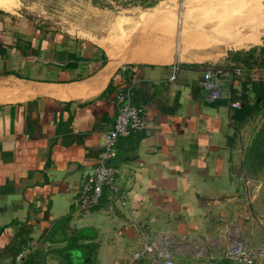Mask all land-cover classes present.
Returning <instances> with one entry per match:
<instances>
[{"label": "crops", "instance_id": "crops-1", "mask_svg": "<svg viewBox=\"0 0 264 264\" xmlns=\"http://www.w3.org/2000/svg\"><path fill=\"white\" fill-rule=\"evenodd\" d=\"M244 52L228 54L235 62L225 69L238 75L224 78L240 104L257 71L241 64ZM152 60L126 62L104 37L0 9V264H150L149 255L135 258L143 246L136 223L148 227L149 240L160 231L200 239L220 231L216 215L235 222L245 245L262 248L264 219L254 211L236 131L253 115L239 119L227 101H204L206 66H179L173 78L170 63ZM125 64L135 71L134 101L145 108L144 129L120 139L112 161L125 205L80 214L78 192L114 123V97L130 80L118 73ZM211 253L174 264H234Z\"/></svg>", "mask_w": 264, "mask_h": 264}, {"label": "rangeland", "instance_id": "rangeland-1", "mask_svg": "<svg viewBox=\"0 0 264 264\" xmlns=\"http://www.w3.org/2000/svg\"><path fill=\"white\" fill-rule=\"evenodd\" d=\"M1 1L13 5L11 11L19 8L29 13L36 23L52 24L84 37H104L116 55L134 64L136 57H146L153 59L152 62H166L180 67L202 65L229 68L232 67L231 62H235L231 60L232 58L229 59V53L264 48V42L259 40L261 35L264 39L263 19L258 22H247L242 28L236 21L242 15L247 18L245 14L247 9L257 7L264 13V0ZM235 21L236 25L232 30ZM233 31L235 34L229 37V41L243 34H252L258 41L243 48L232 47L226 44L223 38L226 33L230 35ZM256 51L259 54L260 50ZM168 59L172 61H165ZM256 69L246 84L253 82L252 84L258 85L264 82V66ZM243 70L241 78L246 79L247 72ZM248 96L251 104L257 102L253 90H249ZM254 114L241 123L244 144L240 147L239 155L242 156L241 167L245 170L243 174L248 173L250 179L248 191L254 196V211L264 219V105H258ZM227 220L226 216L216 215L214 222L221 225L220 231L208 234V237L199 234V242L205 243L206 238L224 237ZM209 223L207 221L206 225H210ZM210 229L211 227L204 232H213ZM238 232L242 239L239 228ZM208 251H212V258L213 253H218V257L225 260L219 249L210 248ZM225 261L236 263L232 260ZM255 264H264V256L257 258Z\"/></svg>", "mask_w": 264, "mask_h": 264}, {"label": "built area", "instance_id": "built-area-1", "mask_svg": "<svg viewBox=\"0 0 264 264\" xmlns=\"http://www.w3.org/2000/svg\"><path fill=\"white\" fill-rule=\"evenodd\" d=\"M172 70L174 78L178 75L179 65H172ZM134 72V68L128 64L122 65L119 69L120 78L123 81H127L128 78L130 80L128 86L114 97L116 107L114 123L102 135L98 163L87 172L78 192L76 211L80 214L89 213L102 204L125 205L122 194L116 186V169L112 161L118 141L141 132L145 127L143 119L145 108L137 105L133 98ZM199 72L201 74L199 87L204 91L203 99L206 103L227 101L229 109L236 111L241 108V104L233 100V90L224 88V78L228 76L233 79L238 75L237 69L210 66L200 69ZM236 131L241 134L239 130ZM239 139L242 140L240 135ZM239 143L241 147V141ZM136 225L140 227L138 230L143 238V246L135 258L149 255L150 264H174L175 257H192L198 260L207 258L210 248L219 249L224 254L225 260H232L237 264H255L257 258L264 256V247L254 249L245 245L234 221L228 223L225 236L220 237L221 240L206 238L205 243L194 238H176L166 231L158 232L152 240H149L148 227L143 224L136 223ZM19 261L20 256L16 258V262Z\"/></svg>", "mask_w": 264, "mask_h": 264}, {"label": "trees", "instance_id": "trees-1", "mask_svg": "<svg viewBox=\"0 0 264 264\" xmlns=\"http://www.w3.org/2000/svg\"><path fill=\"white\" fill-rule=\"evenodd\" d=\"M260 50L259 54L257 53L256 50ZM245 52H239L234 54L229 53V55L233 58L236 59V57L239 56H245ZM248 57H241V64L245 66H249L253 69L259 68L264 66V48L258 49L254 48L251 51L247 53ZM239 61V60H238ZM253 91L255 93V96L257 97L255 103L251 104L249 100L244 99L241 103V108L236 111L237 116L239 119L245 117L246 115H255L256 109L258 108V105H264V82L259 83L258 85H253ZM233 100L236 101V96L234 95L233 92Z\"/></svg>", "mask_w": 264, "mask_h": 264}, {"label": "bare ground", "instance_id": "bare-ground-1", "mask_svg": "<svg viewBox=\"0 0 264 264\" xmlns=\"http://www.w3.org/2000/svg\"><path fill=\"white\" fill-rule=\"evenodd\" d=\"M255 2V1H254ZM259 2V1H258ZM252 5V4H251ZM253 7V5L251 6ZM0 9H3L5 11H11L13 9V5L11 4H8V3H5L3 1L0 0ZM246 16L247 18H244L243 15L239 18H237V22H239V26L242 28L243 25H245V23L247 22H258L260 19H263L264 20V13L262 11H260L259 8L255 7V9H247L246 11ZM236 21H235V24L234 26H232V30H233V27H235L236 25ZM241 21V22H240ZM262 28H264V26H262ZM253 32V30H251ZM234 32V31H233ZM230 32V35H228L227 33L225 34V37L223 38V41L226 43V44H229L231 45L232 47H235V48H243V47H247L248 45H251V44H254L258 41V38L257 37H254V35H250V34H246V35H242L240 37H237L235 38L233 41H229V37H232L235 32ZM256 32V31H255ZM258 32V31H257ZM218 34V33H217ZM254 34V33H253ZM219 35V34H218ZM221 36V35H220ZM223 36V35H222ZM217 37V36H216ZM214 38V37H213ZM208 39V37L206 38V40ZM211 39V38H210ZM209 39V40H210ZM208 40V42H210ZM212 41H215V40H212ZM205 42V41H204ZM216 42V41H215ZM162 54V53H161ZM158 60V59H157ZM156 62V61H155Z\"/></svg>", "mask_w": 264, "mask_h": 264}]
</instances>
